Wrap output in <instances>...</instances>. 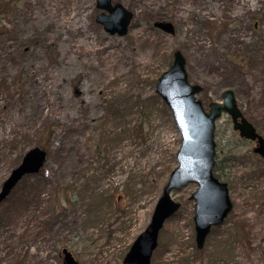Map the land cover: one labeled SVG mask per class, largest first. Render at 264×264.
<instances>
[{
    "label": "rangeland",
    "instance_id": "obj_1",
    "mask_svg": "<svg viewBox=\"0 0 264 264\" xmlns=\"http://www.w3.org/2000/svg\"><path fill=\"white\" fill-rule=\"evenodd\" d=\"M113 1L133 13L122 36L96 23L95 0H0V186L52 130L40 174L22 177L0 203V264H63L64 247L79 264H122L151 219L167 166L177 165L180 133L155 99L141 121L107 119L106 102L153 94L175 49L206 110L231 89L264 137V0ZM161 20L172 35L152 27ZM215 130L216 161L233 158L219 172L233 209L205 245L212 250L234 224L238 241L214 263L199 259L189 199L197 185L189 183L171 194L180 209L163 225L155 264H264V174H250L264 160L228 115ZM83 182L88 190L74 189Z\"/></svg>",
    "mask_w": 264,
    "mask_h": 264
},
{
    "label": "water",
    "instance_id": "obj_2",
    "mask_svg": "<svg viewBox=\"0 0 264 264\" xmlns=\"http://www.w3.org/2000/svg\"><path fill=\"white\" fill-rule=\"evenodd\" d=\"M95 7L100 10L95 16L102 29L109 34L125 35L132 20V12L119 1L95 0ZM264 20V12H263ZM153 26L172 34L174 26L168 21H155ZM172 64L156 79L154 90L166 103L172 113V119L180 133L179 146L175 151L176 166L170 171L168 180L158 196L148 225L134 238L123 264H151V257L158 244L160 230L170 216L179 208L171 192L179 191L189 183L197 184L191 192L194 200L193 227L196 248L202 249L206 236L213 226L223 223L233 204L228 194V186L214 176L213 168L216 155L214 141L215 123L224 112L232 119V128L246 140L256 141L252 150L264 158V138L256 128L242 116L237 108L231 89L221 94V101L209 102L204 109L200 99L196 98L202 88L188 81L185 57L179 50L172 54ZM47 151L41 147H31L25 152L17 166L10 170L0 186V203L9 196V192L19 180L29 174L40 173L47 161ZM63 264H78L73 255L64 247Z\"/></svg>",
    "mask_w": 264,
    "mask_h": 264
},
{
    "label": "trees",
    "instance_id": "obj_3",
    "mask_svg": "<svg viewBox=\"0 0 264 264\" xmlns=\"http://www.w3.org/2000/svg\"><path fill=\"white\" fill-rule=\"evenodd\" d=\"M164 58H165V55H164ZM170 63L171 62L168 58V61L166 64H168V66H169ZM157 74L160 75L161 72L158 71ZM132 96L133 95H127L126 93L125 94L115 93L110 97L109 100H107V102L105 100V102L107 103V106H108V107H106V111L108 113H107V115H105V117H107V119L108 118H111L114 120L119 119L121 121L125 117L134 115L137 120H140V121L142 119L144 120V118H148L151 114L150 109H151L152 102L154 101V99L159 101L160 106H161V109H160L161 112H163L164 114H167V115L171 114L170 111H168V108L166 107V105H164V103L162 101H160L159 97L155 94V92H153V94H151L149 96H145L143 98H141L140 96L132 98ZM44 130L46 131L47 145H45L46 142H41L39 144V146L48 150L49 149L48 140H50L49 137L52 134V130L50 127H47ZM116 134H119V133H114L113 134V135H115L114 138L117 136ZM103 141H104L103 139H99L98 142H100V144H101V143H103ZM97 143H96V145H97ZM225 161L231 162V161H233V158H228V157L223 156L219 160L216 161V165L213 169V173L217 177L220 176L219 172H221V170L223 168L222 165L224 164ZM166 171H167V173L170 172V167L167 166ZM260 171H261V174L262 173L264 174V169L263 170L260 169ZM88 185H89L88 183L83 182V184L81 186H79V187H81L82 190L77 188V187H74V189H78L77 191L83 192V191L88 190ZM36 189H39V187L36 186ZM101 194H102V196H105L104 193H101ZM95 195L96 194H94V192H93V194L89 197H86V199L92 201L91 199ZM68 201H69V204H73L75 202V200L71 201L70 199H68ZM81 210H82V207H81ZM237 229H238V225L234 224V226L231 227L229 230H227L226 234H224V240L220 241L217 245H213V247H211L212 250H210L209 248H207L206 245H204L203 249L198 250L197 248H195L194 252L199 257V259L203 260L204 257H207V258H209V261L211 263H214L216 260H218L217 256H220L219 253H222V255H224V253L228 250V248H230L229 246L232 243H235L238 241L239 236L236 233ZM161 232H162V230L160 231L159 242H160V238H161ZM158 246H159V244H158ZM162 252H163V250H162ZM157 259H159V258H155V257L152 258L151 264H155V262H156L155 260H157ZM222 260H224V258H222Z\"/></svg>",
    "mask_w": 264,
    "mask_h": 264
},
{
    "label": "flooded vegetation",
    "instance_id": "obj_4",
    "mask_svg": "<svg viewBox=\"0 0 264 264\" xmlns=\"http://www.w3.org/2000/svg\"><path fill=\"white\" fill-rule=\"evenodd\" d=\"M174 32H175V27H174ZM174 32H173V33H174ZM170 35H172V34H170ZM175 50H179V49H175ZM175 50H174V51H175ZM174 51H173V52H174ZM179 51H180V50H179ZM180 52H181V51H180ZM181 53H182V52H181ZM172 54H173V53H172ZM182 55H183V54H182ZM171 58H172V55H171ZM172 61H173V58H172ZM172 61H171L170 65L172 64ZM170 65H169V66H170ZM261 160H262V159H261ZM250 174L253 176V177H252V180H253V179H256V178H254V177L262 176L261 171H260V168H258V169H250ZM117 198H118V197H117Z\"/></svg>",
    "mask_w": 264,
    "mask_h": 264
}]
</instances>
